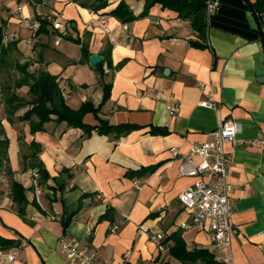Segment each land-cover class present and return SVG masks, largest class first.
Wrapping results in <instances>:
<instances>
[{
    "label": "crops",
    "instance_id": "crops-1",
    "mask_svg": "<svg viewBox=\"0 0 264 264\" xmlns=\"http://www.w3.org/2000/svg\"><path fill=\"white\" fill-rule=\"evenodd\" d=\"M7 1L0 26L18 38L0 63V121L9 139L0 176L11 192L12 181L20 183L25 200L21 212L12 194L10 207L0 208V264H65L62 237L95 250L109 264H182L170 253L177 233L188 249L207 248L219 260L207 222L180 227L188 215L177 194L195 179L180 174L170 149L186 154L228 119L241 124L242 141L226 145L232 155L234 262L264 264V145L249 143L264 141V23L259 25L246 0H216L205 38L161 4L141 16L145 0H124L135 15L129 21L112 13L121 0L97 11L74 0ZM39 12L63 28L35 32L31 23ZM64 35L80 39L90 56L102 60L91 65L82 43ZM41 71L58 77L73 109L83 103L100 107L98 114H84L85 124L104 120L139 128L121 135L86 132L52 115L43 130L32 131L31 121L22 119L32 105L8 104L4 88L28 102L31 76ZM105 84L110 96L102 104ZM211 96L215 107L201 105ZM175 101L181 105L177 114L166 106ZM152 127L167 133L154 134ZM36 163L47 172L39 197L28 174ZM62 218H69L67 226ZM142 226L164 238L152 239Z\"/></svg>",
    "mask_w": 264,
    "mask_h": 264
},
{
    "label": "built area",
    "instance_id": "built-area-1",
    "mask_svg": "<svg viewBox=\"0 0 264 264\" xmlns=\"http://www.w3.org/2000/svg\"><path fill=\"white\" fill-rule=\"evenodd\" d=\"M218 5L219 1L208 0L206 13L213 12ZM19 9L21 10V7ZM37 15L52 21L55 29L63 28V24L52 19V15L43 12H39ZM37 15L31 23V28L35 32L41 25ZM106 30L108 31V29ZM2 35V42L5 46H9L12 41L18 38L16 31H8L5 28ZM163 96V92H157L158 99ZM215 104L212 96L201 102V105L208 108L215 107ZM166 106L170 112L177 114L181 105L175 101L167 103ZM218 124V127L210 133L209 139L192 144L186 154L181 155L176 146L171 147L170 151L173 158L179 159L180 174L195 179L192 185L177 194L188 215V218L180 223V227L186 230L207 222L211 238L219 252V261L223 264H235L232 241L237 229L232 221L234 213L231 201L233 183L229 179L232 173V155L226 151V145L227 143L242 142L237 138L241 131V124L232 119L221 121ZM249 143L255 146L264 145V141L260 137L249 141ZM28 174L36 195L39 197L42 193L41 172L39 168L32 167L28 169ZM9 187V184H6V179L0 176V208L10 207L8 201H11L12 192L9 191ZM117 228V225L113 226L112 231ZM142 229L149 230L154 240L160 241L164 238L153 228L148 229L142 226ZM60 252L65 257V264H109L101 261L95 250L88 246L81 247L77 242L67 241L64 237L60 240ZM13 256L7 257L13 260Z\"/></svg>",
    "mask_w": 264,
    "mask_h": 264
},
{
    "label": "trees",
    "instance_id": "trees-1",
    "mask_svg": "<svg viewBox=\"0 0 264 264\" xmlns=\"http://www.w3.org/2000/svg\"><path fill=\"white\" fill-rule=\"evenodd\" d=\"M38 1V0H37ZM80 2L83 6H88L91 9L97 11L105 8L108 5L109 0H74ZM207 2L208 0H145L144 10L141 16L148 15L150 9L155 4H161L163 8H169L177 12L178 16L183 19L190 21L193 29L198 32L201 38H205L207 29ZM248 7L255 15L258 23L262 26L264 14V0H246ZM113 14L119 16L123 20H133L135 15L131 12L129 6L121 0L118 6L112 11ZM37 19L40 20L41 25L39 32H46L49 25L53 22L42 18L37 15ZM5 25L0 26V63L3 62L8 49H4L2 44L3 33ZM64 38L74 41L76 43H82L78 38H72L68 35H64ZM193 46L206 47L204 43L199 41H191ZM82 53L83 58L87 59L90 56L88 47L85 43H82ZM32 82L30 84V94L31 99L26 102L22 98L18 97L14 91L6 92L7 88H4L6 93V101L11 105L16 102L17 106L23 105L25 103H30L32 107L24 113L22 119L30 120L32 131L43 130L44 124L51 120V116L55 115L57 121H65L71 126L80 127L86 132L91 130H97L102 134L116 133L121 135L123 133H128L131 130L139 128V125L133 123H124L118 125H110L107 121L100 120V123L95 126L87 125L83 122L84 114L92 110L95 114H98L100 107L94 108L89 103H83L79 109H73L70 104L67 103L60 84L58 82V77L48 71H41L38 75L31 76ZM3 90V87H2ZM110 96V84H105L104 87V97L102 104ZM36 115L39 120L34 121L33 117ZM4 126L0 121V170L5 166L7 159V153L9 148V139L6 136ZM151 132L154 134H166L167 130L164 128L152 127ZM35 156L32 157L34 159ZM38 166L42 179L47 177V172L45 169L36 163ZM12 198L17 201L20 205L19 211H22L21 205L25 200L24 189L21 184L12 181ZM64 225L67 226L69 218H62ZM174 239V245L170 248V253L173 257L181 261L182 264H223L221 261L217 260L215 254L207 248H192L188 249L184 239L179 233L172 236Z\"/></svg>",
    "mask_w": 264,
    "mask_h": 264
},
{
    "label": "water",
    "instance_id": "water-1",
    "mask_svg": "<svg viewBox=\"0 0 264 264\" xmlns=\"http://www.w3.org/2000/svg\"><path fill=\"white\" fill-rule=\"evenodd\" d=\"M262 17H263V21H264V14H262ZM103 56L100 55V54H97V53H94L92 54L90 57H89V60H90V64L91 65H96L98 64L101 60H102ZM264 80V78H263Z\"/></svg>",
    "mask_w": 264,
    "mask_h": 264
},
{
    "label": "rangeland",
    "instance_id": "rangeland-1",
    "mask_svg": "<svg viewBox=\"0 0 264 264\" xmlns=\"http://www.w3.org/2000/svg\"><path fill=\"white\" fill-rule=\"evenodd\" d=\"M7 2H8L7 0H0V11H3V7L1 5L2 4H6ZM2 46H3L4 49H8L9 48V46H5L3 44H2Z\"/></svg>",
    "mask_w": 264,
    "mask_h": 264
}]
</instances>
